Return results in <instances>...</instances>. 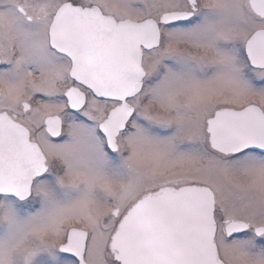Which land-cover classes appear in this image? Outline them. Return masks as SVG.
<instances>
[{"label":"snow or ice","instance_id":"1","mask_svg":"<svg viewBox=\"0 0 264 264\" xmlns=\"http://www.w3.org/2000/svg\"><path fill=\"white\" fill-rule=\"evenodd\" d=\"M0 264H264V0H0Z\"/></svg>","mask_w":264,"mask_h":264}]
</instances>
